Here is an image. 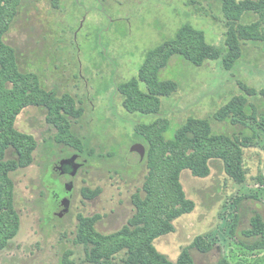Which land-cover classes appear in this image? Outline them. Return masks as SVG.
Segmentation results:
<instances>
[{
  "label": "rangeland",
  "instance_id": "obj_1",
  "mask_svg": "<svg viewBox=\"0 0 264 264\" xmlns=\"http://www.w3.org/2000/svg\"><path fill=\"white\" fill-rule=\"evenodd\" d=\"M14 12L7 17L4 42L14 49L19 70L36 75L59 97L74 99L82 116L71 129L89 144L86 155L56 144L57 131L47 123L45 109L28 107L19 114L15 129L36 145L28 164L10 174L19 228L0 250V264H61L69 253L73 263L86 264L83 247L76 244L79 218L98 217L95 229L102 234L117 231L135 213L133 197L144 195L147 145L136 136L137 125L166 127L163 136L169 140L187 119L218 115L239 92L238 82L264 88V45L244 46L243 60L232 71L223 70L220 61L196 67L172 57L159 79L177 82V91L162 99L161 118L141 117L125 110L117 86L136 78L146 53L173 39L185 24L202 31L213 46H222L227 28L217 0H21ZM247 20L264 29V17ZM257 109L264 113V98L257 99ZM212 129L232 134L241 127L213 121ZM134 144L143 145L142 158L130 151ZM243 154L241 185L226 175L219 160L210 163L205 178L181 173L194 210L175 219L173 232L154 241L160 254L176 262L188 249L195 264L220 259L264 264V249L251 250L253 241L242 236L251 217L264 219V131ZM75 155L80 157L73 176L54 172L49 177L54 164ZM5 159H17L16 153L7 150ZM53 182L59 192L61 184L70 185L64 190L70 193L68 207L48 204ZM196 237L212 249L190 248ZM123 257L120 253L117 261Z\"/></svg>",
  "mask_w": 264,
  "mask_h": 264
},
{
  "label": "trees",
  "instance_id": "obj_2",
  "mask_svg": "<svg viewBox=\"0 0 264 264\" xmlns=\"http://www.w3.org/2000/svg\"><path fill=\"white\" fill-rule=\"evenodd\" d=\"M227 28L222 46L207 42L205 34L190 24H185L171 40L146 53L138 75L117 86L123 96V106L130 114L141 117L161 118L163 98L171 97L178 83L160 80V71L170 59L179 56L196 67L208 61H220L225 71H232L243 60L244 46L264 45V29L260 23L247 18L264 17V0H217ZM21 0H0V250L12 240L19 228V216L14 203V184L10 174L28 164L35 142L15 129L19 114L28 107L47 111L46 121L56 129L54 142L86 155L88 140L72 131V121L82 116L69 95L59 97L46 90L36 75L19 70L15 51L4 42L9 28L10 14H15ZM239 92L223 106L218 115L205 119L189 118L172 137L163 135L166 127L137 125L136 136L147 145L148 174L143 184L144 195H135V213L117 231L102 234L95 229L98 217L79 218L76 244L83 247L86 264H195L188 249H184L176 262L160 254L154 241L173 232L172 222L194 210V203L187 199L180 175L190 171L198 178L210 173V163H223L226 175L241 185L245 179L243 150L255 144L264 131V113L257 109V99L264 98V88H250L240 82ZM213 121H227L241 129L232 134L215 133ZM12 149L17 159H5ZM259 183H263L262 178ZM235 226V225H234ZM233 231V229H232ZM242 236L251 239V250L264 249V219L260 214L250 218L249 228ZM190 248L206 253L212 248L201 237H196ZM124 257L117 261V256ZM71 254H65L61 264H75ZM216 264H230L220 259Z\"/></svg>",
  "mask_w": 264,
  "mask_h": 264
},
{
  "label": "flooded vegetation",
  "instance_id": "obj_3",
  "mask_svg": "<svg viewBox=\"0 0 264 264\" xmlns=\"http://www.w3.org/2000/svg\"><path fill=\"white\" fill-rule=\"evenodd\" d=\"M80 157L79 155L72 156L70 159H64L61 161H58L56 164H54V167L49 169L48 175L50 177V174H53L54 172H59L60 175L66 176H73L74 170L76 167L79 166L78 163H76V158L78 159ZM55 188L51 191L50 198L48 204L52 206V208H58L62 203H66L67 207L69 205V197L70 193L65 192L64 190H68L70 188L69 184H61L63 187V190L61 192L57 191V184L58 182H53Z\"/></svg>",
  "mask_w": 264,
  "mask_h": 264
},
{
  "label": "water",
  "instance_id": "obj_4",
  "mask_svg": "<svg viewBox=\"0 0 264 264\" xmlns=\"http://www.w3.org/2000/svg\"><path fill=\"white\" fill-rule=\"evenodd\" d=\"M130 151H135L138 152L141 158L144 156V148L143 145L141 144H134L131 148Z\"/></svg>",
  "mask_w": 264,
  "mask_h": 264
}]
</instances>
